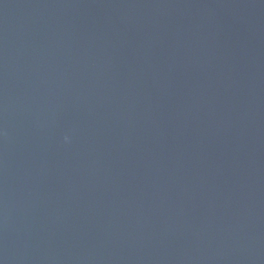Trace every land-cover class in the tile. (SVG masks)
<instances>
[{"label":"water","instance_id":"95a60500","mask_svg":"<svg viewBox=\"0 0 264 264\" xmlns=\"http://www.w3.org/2000/svg\"><path fill=\"white\" fill-rule=\"evenodd\" d=\"M0 264H264V0H0Z\"/></svg>","mask_w":264,"mask_h":264}]
</instances>
